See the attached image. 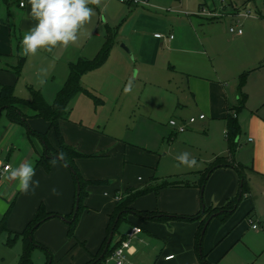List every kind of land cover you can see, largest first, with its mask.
Wrapping results in <instances>:
<instances>
[{
  "label": "crops",
  "instance_id": "0c3cea01",
  "mask_svg": "<svg viewBox=\"0 0 264 264\" xmlns=\"http://www.w3.org/2000/svg\"><path fill=\"white\" fill-rule=\"evenodd\" d=\"M22 2L24 7H21ZM108 4L109 0H102V6L99 7L101 12L108 9ZM132 4L129 3L133 7ZM122 6L125 8V5ZM123 8L122 10H125ZM213 9L218 10L216 7ZM130 11L134 12L133 9ZM30 12L31 5L28 0H0V84L14 85L17 94L20 81L23 80L27 88L32 86L39 89L48 102V95L56 97L58 91L65 85L71 62L79 58L93 59L97 55L100 43L90 50L88 46L93 37L101 38L102 34L96 30L99 29L97 24L95 28H89L87 36L80 32L78 44L67 47L58 45L52 53L38 51V54L26 57L21 54L20 41L23 34L35 26L36 21L31 18ZM222 12H225L223 16L228 15L236 19L238 24L235 26L240 27L241 22L234 9ZM146 14H141L142 18L148 17ZM148 21L150 26L139 39L140 56L146 65L176 71L181 76L180 82L184 85L182 89L184 92L180 93V96L183 95L180 100L178 99V105L187 111L189 117H173L169 124L174 119L178 125L186 123L187 127L180 132L176 126L170 124L171 129L163 132L164 141L165 138L168 139L169 150L161 154L155 149L126 143L94 128L77 124L70 120V114L67 119L61 121L60 128L65 141L87 155L77 158L76 161L84 177L103 181L88 187L86 209L77 229L80 233L81 224L90 222L91 216L96 217L97 222H94L88 231L83 229V232L90 233V238H84L85 241L90 240V255L98 251L105 238L109 216L118 202L116 196H121V199L126 197L128 188L136 190L149 183H160L163 180L189 183L188 186H166L158 193L142 195L132 205L137 210L153 211L158 214L192 216L198 214L205 206L221 207L229 197L238 193L241 185L235 166L242 163L229 158L230 161L233 160L230 166L224 165L214 169L208 175L205 187L201 189L200 186L202 175L211 164L219 157L229 155L225 117L228 108L236 104L240 96L237 80L233 81L228 71L213 64L212 71L208 72L203 70L202 64L196 59L199 55L208 56L210 59L219 56L215 46L217 39L212 36L202 38L191 19L187 21L194 30L197 40L193 41V44L186 36L178 39L166 21L159 18ZM133 24L137 28L144 27L140 17L134 20ZM156 33H162L164 37L158 38L155 36ZM236 35L243 37L244 32ZM20 58H25V62L21 75L17 76L14 68L19 64ZM251 58L252 55L249 54V60ZM247 60L248 55L242 52L240 61L237 62L239 71L246 69ZM40 69H47V76L44 77L46 83L43 85L39 83L37 76ZM261 84L264 86V82ZM28 110L33 111L23 107V111L31 116L28 120L30 127L40 133H47L50 142L58 147L55 130L50 127L49 122L32 116L34 111ZM71 110L70 102L69 112ZM201 114H205V118L201 119L199 117ZM192 117H196L195 122H189ZM248 125L246 120L241 121V132L237 141L243 138L252 146L254 156L252 171L264 179V122L254 116L252 124L247 127ZM249 133L252 136H249ZM43 151L44 143L41 138L31 135L27 126L11 121L5 111L0 112V164L16 167L30 161L36 173L33 179L39 180V187L35 193L25 195L17 190V182H9L0 174V216L4 217L13 205L7 220L8 239L14 237V232H20L26 227L41 203L49 210L62 215L72 210L75 193L72 174L60 160L55 165L52 164L50 170L36 166V161ZM183 152L190 153L198 166L167 167L173 162L177 163L176 157ZM94 162L99 165L98 169L92 168ZM160 165L167 167L163 174H160ZM242 166L247 168L246 165ZM261 185V193L264 194V182ZM53 188L57 189L59 195L52 194ZM258 211H261V207L252 199L248 188L245 197L226 220L222 221L219 217L211 219L203 239V251L212 264H264V225L262 229L252 228V223L259 221L257 220L259 217L255 215ZM127 218L128 220L123 222L127 223V227L120 230L123 223L120 225L113 244L123 240L133 226H140L141 232L132 238L131 248L126 251L122 264H199V253L196 248L199 221L172 219L169 222H162L135 213H129ZM49 220L36 229L35 239L46 245L45 226L53 222L61 230L64 246H67L70 243L65 238L67 222L61 217ZM259 222L264 224V218H260ZM18 239L21 238L16 240ZM170 255H174L173 258L167 259ZM104 264L116 263L110 256Z\"/></svg>",
  "mask_w": 264,
  "mask_h": 264
},
{
  "label": "rangeland",
  "instance_id": "374dc122",
  "mask_svg": "<svg viewBox=\"0 0 264 264\" xmlns=\"http://www.w3.org/2000/svg\"><path fill=\"white\" fill-rule=\"evenodd\" d=\"M122 5H125V8ZM132 5L134 6L121 0L116 2L109 0L105 12H101L99 7L95 8V15L90 22L81 27L80 32L87 36L89 28H95L99 24V29L96 30L102 36L90 40L89 50L99 43L101 49L110 29L115 34V40L103 64L82 76V85L91 94L81 92L74 96L71 101L72 110L69 112L71 121L99 130L110 137H117L126 143L155 149L161 154L169 150L168 139L165 138V141L163 139V132L171 129L169 120L173 117H189V114L178 105V99L180 100L183 95L180 96V93L184 92L182 90L184 85L180 82L181 76L178 72L146 65L140 56L139 39L150 26L148 19L159 18L167 22L178 39L186 36L191 39L192 44L197 40L187 19H191L196 24V29L202 38L206 36L216 38L218 42L216 41L215 46L219 56L210 59L208 56L199 55L197 61L202 64L203 70L208 72L212 71L213 64L228 71L232 75V80H237V85L240 76L245 74L246 82L243 90L247 94V101L245 108L239 113L240 124L243 120L249 125L252 124L254 116L264 122V86L261 84L264 82V0H238L233 4L234 6L224 5L221 0H148L146 5L134 3ZM203 7L205 12L211 9L217 11L213 9L215 7L220 12L231 11L238 7L240 10L250 11L254 16L240 18V27L244 32V36L241 37L230 31L231 27L238 24L236 19L228 15L219 19L214 16L204 18L199 14ZM130 9L134 12L131 13ZM143 13H147L148 17L142 18ZM138 17L142 19L143 28L133 26V21ZM207 18L217 20H207ZM242 52L248 55V60L249 54L252 58L247 60L246 69L239 71L237 62L240 61ZM130 81L131 91L126 93L125 86ZM23 83L21 80L17 94L23 98H30L29 89ZM49 84L50 82L47 83ZM54 98V95L50 97L48 95V102L52 103ZM249 134L252 136L251 133ZM252 151V146L242 138L237 144L233 158L237 163L241 162L242 165L247 166L243 172L249 194L258 207L259 205L261 207L258 214L254 213L260 221V218H264V194L261 193L264 179L252 171L254 157ZM178 165L179 162H173L167 167L186 168ZM91 166L94 169L99 167L96 162ZM167 167L160 165V174H163V170ZM84 212L85 210L80 216L77 229ZM2 218L3 216H0V220ZM89 220L90 222L81 224L80 233L76 229L75 236L69 235L66 224L65 238L70 241L67 246H64L62 232L58 226L53 222L46 224L44 238L47 241L46 245L50 244L52 264H86L94 257L96 252L89 254L90 240H84L90 238V233L83 232V229L88 231L97 219L91 216ZM126 227L127 223H123L120 230ZM34 237L36 238L35 234ZM7 241L8 233L4 231L0 234V264H16L23 251V242L18 239L9 245ZM32 258L34 264H45L47 260L46 253L41 248L34 249Z\"/></svg>",
  "mask_w": 264,
  "mask_h": 264
},
{
  "label": "trees",
  "instance_id": "16d2710c",
  "mask_svg": "<svg viewBox=\"0 0 264 264\" xmlns=\"http://www.w3.org/2000/svg\"><path fill=\"white\" fill-rule=\"evenodd\" d=\"M131 3V2H128ZM214 20V18H209ZM115 34L110 30L107 31L106 41L100 51L93 59L79 58L75 62L70 63V73L65 85L58 91L54 101L48 103L39 89H35L29 86L31 93L30 99L21 98L15 92V86L10 84H0V112L5 111L8 118L16 123L23 124L28 127L31 135L38 136L44 143V151L36 161V166H42L46 170H50L52 163L51 160L57 157L59 153H64L62 161L70 170L72 178L75 184V193L72 210L62 215L59 212L49 210L44 203H41L32 219L29 220L26 227L20 232H14V237H10L7 243L10 245L17 238H21L23 242V251L20 255L19 261L16 264H34L32 254L34 249L41 248L46 253V263L52 264V251L44 243L38 241L34 237V233L45 221L53 217H61L68 224V233L71 236H75L80 216L83 210L86 209L85 199L87 198L89 191L88 187L91 184L100 183L103 181L86 179L80 171L77 165V158L87 156L80 152L72 145L68 144L62 134L60 123L63 119H67L69 114V105L75 95L81 92L91 94L89 90L83 87L81 79L82 76L91 70H94L101 66L107 59L110 50L113 46ZM25 58L19 59V64L15 66L14 71L17 76L21 75V70L24 65ZM246 82L245 74L240 76L239 98L237 103L228 108L226 119V138L228 142L229 155L226 157H219L215 163L206 170L202 175V181L200 183L201 189L205 187L208 175L214 169L220 166H230L233 162L229 158H233V155L237 148V138L241 132V126L238 119V114L245 108L247 101V94L243 88ZM23 107L30 108L34 111L32 116L40 117L49 122L50 127L55 130L57 140L59 143L58 147H55L49 140L47 133H40L32 129L29 125V117L26 112L23 111ZM244 166L237 165L235 169L238 171L241 185L238 193L235 196L229 197L224 205L221 207L217 206H205L201 211L192 216L183 215H167L147 210H137L133 207L132 203L140 196L154 192L158 193L162 188L166 186H188L189 183L174 181L169 182L163 180L160 183H149L143 188L134 190V188H128L126 197L120 199L113 212L109 216V222L106 228V235L103 239L101 246L98 251L94 254V257L86 264H104L105 261L114 253L115 249L121 244V241L113 244L115 234L119 231L120 225L127 221L129 213H135L139 216H147L155 218L158 221L169 222L172 219L182 221H199V228L196 234V248L199 253V264H212L207 258L203 251V239L209 223L213 217H219L222 221L226 220L231 213L237 208L241 200L245 197L248 192V183L244 175ZM157 179V178H153ZM13 206V205H12ZM12 206L5 213L2 221L0 222V234L4 231H9L7 220L12 210ZM138 226V225H137ZM112 236L111 243L109 242ZM125 238V237H124Z\"/></svg>",
  "mask_w": 264,
  "mask_h": 264
},
{
  "label": "clouds",
  "instance_id": "9594fccd",
  "mask_svg": "<svg viewBox=\"0 0 264 264\" xmlns=\"http://www.w3.org/2000/svg\"><path fill=\"white\" fill-rule=\"evenodd\" d=\"M31 5V18L36 21L35 26L23 34L20 41L23 56H34L38 51L52 53L54 48L78 44L80 29L95 15V8L102 6V0H28ZM95 6V7H92ZM21 7H24L23 2ZM39 83H46L47 69H40L37 73ZM131 81L125 86V92L131 91ZM59 153V158L64 157ZM176 160L179 165L189 168L197 167V161L188 152L180 153ZM57 157L51 160L55 165ZM178 165V166H179ZM35 167L30 161L19 166L5 168V180L15 181L17 190L22 194H34L39 187V180H34ZM53 195H59L57 189H51Z\"/></svg>",
  "mask_w": 264,
  "mask_h": 264
},
{
  "label": "built area",
  "instance_id": "2783aa9c",
  "mask_svg": "<svg viewBox=\"0 0 264 264\" xmlns=\"http://www.w3.org/2000/svg\"><path fill=\"white\" fill-rule=\"evenodd\" d=\"M123 2H131V3H135V4H142L145 5L148 3V0H121ZM238 0H221L222 4L224 5H231L234 6L233 4L235 2H237ZM233 3V4H232ZM205 8L203 7L201 12L199 14L201 15H205V16H214L217 18H220L224 15V13L220 12V11H213L210 10L208 12H205L204 10ZM235 14L238 18V20L240 21V18H245V17H252L254 15H252V13L250 11L247 10H240L238 7L234 8ZM230 31L233 33H238V34H242L243 29L240 27H231ZM156 37L158 38H162L164 37V34L162 33H156L155 34ZM171 38H173V35H171ZM201 119L205 118V114H201L199 116ZM196 121V117H192L190 119L189 122H195ZM171 125H174L177 127V130L182 132L186 129L187 124L186 123H181V124H177L176 120L172 119L170 121ZM9 166H11L10 164H0V174L2 175L4 173L5 168H8ZM117 201H119L121 199V196H116ZM253 222V221H252ZM262 225L261 222L257 221V222H253L252 223V228L253 229H262ZM141 232V227L140 226H133L125 235V238L122 240L121 244L115 249L114 253L111 255V258L115 260L116 264H122L125 257H126V251L129 250L131 248V240L133 237H135L138 233ZM174 255H170L167 257V259L173 258Z\"/></svg>",
  "mask_w": 264,
  "mask_h": 264
},
{
  "label": "water",
  "instance_id": "95a60500",
  "mask_svg": "<svg viewBox=\"0 0 264 264\" xmlns=\"http://www.w3.org/2000/svg\"><path fill=\"white\" fill-rule=\"evenodd\" d=\"M57 158L61 160V158H59V156H57ZM111 241H112V236L110 237V239H109V242H108V243H111Z\"/></svg>",
  "mask_w": 264,
  "mask_h": 264
}]
</instances>
